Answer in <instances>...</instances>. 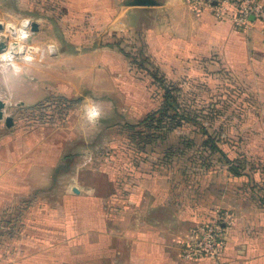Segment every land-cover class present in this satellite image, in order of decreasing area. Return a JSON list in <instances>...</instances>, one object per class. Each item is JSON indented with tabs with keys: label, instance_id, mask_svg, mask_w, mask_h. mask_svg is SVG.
Segmentation results:
<instances>
[{
	"label": "crops",
	"instance_id": "1",
	"mask_svg": "<svg viewBox=\"0 0 264 264\" xmlns=\"http://www.w3.org/2000/svg\"><path fill=\"white\" fill-rule=\"evenodd\" d=\"M126 1L65 0L64 21H38V40L48 49L19 73L22 98L26 105L53 96L80 102L52 124L17 127L14 118L0 134V264H264V205L251 192L264 177L249 170L234 176L218 153L208 166L202 150L171 158L167 144L141 150L125 127L162 103L148 70L176 83L222 67L258 108L244 114L238 151L252 163L264 161L263 25L238 30L187 0ZM80 25L85 31L76 32ZM142 43L147 70L126 55ZM4 77L0 83L9 85ZM91 104L101 110L95 124L84 114ZM210 133L235 159L223 132ZM182 134L177 129L172 138ZM219 206L235 214L220 261L184 260L181 240Z\"/></svg>",
	"mask_w": 264,
	"mask_h": 264
},
{
	"label": "rangeland",
	"instance_id": "2",
	"mask_svg": "<svg viewBox=\"0 0 264 264\" xmlns=\"http://www.w3.org/2000/svg\"><path fill=\"white\" fill-rule=\"evenodd\" d=\"M28 1L30 2L26 5L21 3V0H0V21H2V23L6 25L11 23L16 25V27H20L24 20L30 22L29 37L26 40L17 41L18 43H15V48L20 49L22 47L23 51H13L15 54L13 61L22 68L25 66V63L33 64L36 59H41L43 56V54H41L42 48L48 49V43L46 41L42 42L38 40L37 34L39 30L32 31L31 22L38 23V21L46 19L58 24L64 21L68 14L67 9L64 7L65 0ZM84 27L86 26L80 25L76 26V28L74 27V29H76V32H83L85 31ZM44 31L46 34L50 33V30L46 27H44ZM6 32V29H2L0 34H6ZM46 34L44 37L49 35ZM25 56H31L33 59L30 62H26L24 60ZM150 69L152 68L150 67ZM140 73L146 74L145 72ZM3 74H5L6 77H4ZM7 75H9V78ZM26 75L32 77V79L34 77L33 71L27 72ZM3 77L5 80L11 79V81L9 85L0 83V97L6 102V115H11L16 119L17 127L20 125L23 127L40 123L52 124L54 121L64 117L59 104L54 103L56 102V96H53L47 100V102L38 103L36 105H26L22 98L25 92L24 90H20L17 83L19 74H14L12 72L9 62L0 60V82L3 81ZM155 83L157 87L155 86L154 88V95L157 97V95L160 96L158 92L163 91L159 83ZM175 84L178 87V102L181 104V107L190 110L192 116L199 117L203 122L202 125L208 128L209 132H213L217 129L218 131H222L221 138L225 141L223 144L224 147L231 148L230 145H234L235 150H237L234 156L241 160L245 159L248 162L246 166L247 170L251 171V173L256 172V175L264 177V161L252 163L244 157V153L238 151L242 141V136L240 135L241 128L243 124L246 123L244 122L242 124V120L245 118L244 114L248 112L254 113L258 108L256 110L257 106L252 102L250 104L249 100L254 96L243 88L241 83H238L235 76L225 69H222V67H208L202 70L201 73H192L191 75L187 74L178 77ZM160 106L161 104L159 107ZM200 126L201 124L191 121L186 122L178 129L188 134L192 133L195 128H200ZM9 129L5 120H0V134ZM257 181L261 184V182H264V178L257 179ZM256 190H258L257 187ZM263 194L264 191H261L260 195Z\"/></svg>",
	"mask_w": 264,
	"mask_h": 264
},
{
	"label": "trees",
	"instance_id": "3",
	"mask_svg": "<svg viewBox=\"0 0 264 264\" xmlns=\"http://www.w3.org/2000/svg\"><path fill=\"white\" fill-rule=\"evenodd\" d=\"M138 49L135 54L126 53L132 61L138 64L139 68H146V64L150 63L149 58L145 56L144 48ZM148 73L159 83L162 88L163 101L161 106L156 110L150 112L148 116L137 124H126L125 127L129 133V139L141 150L148 146L153 148L159 145H166V153L171 157L182 154L186 155L191 150H196L198 153L202 150L205 155V165L210 166V162H207L216 153L220 156V162L224 161L230 170V172L238 177L243 175L247 171L248 162L244 159H231L228 155L219 147L217 139L213 136L209 129L202 125V120L197 116H192V112L178 102V87L175 83L170 82L159 69L148 70ZM56 102L59 104L60 109L63 111L70 108L80 102V99L71 100L64 97H55ZM47 102V101H46ZM195 121L201 124L200 128H195L191 134H182L172 138V133L179 127L183 126L186 122ZM195 133V134H193ZM168 141V142H167ZM251 186V184H250ZM256 187L258 190H256ZM264 191V184H253L251 192L253 195L259 197L260 205H264V194L260 195V192Z\"/></svg>",
	"mask_w": 264,
	"mask_h": 264
},
{
	"label": "built area",
	"instance_id": "4",
	"mask_svg": "<svg viewBox=\"0 0 264 264\" xmlns=\"http://www.w3.org/2000/svg\"><path fill=\"white\" fill-rule=\"evenodd\" d=\"M196 10H211L219 21H229L238 30H246L255 22L264 27L263 0H187ZM235 221L234 212L217 207L213 217L192 226L181 240V257L190 262L204 259L219 262L227 248V228Z\"/></svg>",
	"mask_w": 264,
	"mask_h": 264
},
{
	"label": "clouds",
	"instance_id": "5",
	"mask_svg": "<svg viewBox=\"0 0 264 264\" xmlns=\"http://www.w3.org/2000/svg\"><path fill=\"white\" fill-rule=\"evenodd\" d=\"M29 23L30 22L28 20H24L22 22L21 27H16V25H14V24H9V27L15 28V30L17 32V35L15 37V39L17 41H23L29 37L30 33L28 31L24 30V26H27ZM0 58L4 59L5 61H8L10 63L12 72L14 74H19L22 71H24V69L20 65L16 64L13 61L12 56L10 54V51L5 52L3 54H0ZM32 59L33 58L31 56H25L24 57V60L26 62H30ZM84 114H85L87 121L90 124H95L101 118V110L96 104H91V105L86 106L84 109Z\"/></svg>",
	"mask_w": 264,
	"mask_h": 264
},
{
	"label": "water",
	"instance_id": "6",
	"mask_svg": "<svg viewBox=\"0 0 264 264\" xmlns=\"http://www.w3.org/2000/svg\"><path fill=\"white\" fill-rule=\"evenodd\" d=\"M128 6H155L159 5L160 2L158 0H127L125 2ZM32 31H38L39 25L37 22H31ZM6 48V45L0 47V52ZM6 102L0 98V120H5L7 127H10L14 124V117L11 115H6ZM74 192L78 193L79 190L75 187Z\"/></svg>",
	"mask_w": 264,
	"mask_h": 264
},
{
	"label": "bare ground",
	"instance_id": "7",
	"mask_svg": "<svg viewBox=\"0 0 264 264\" xmlns=\"http://www.w3.org/2000/svg\"><path fill=\"white\" fill-rule=\"evenodd\" d=\"M2 29H6L7 32H6V34L5 33L0 34V47L6 45V48L3 49L0 52V54H3L5 52L10 51V54H11L12 59H13L15 57V54L13 51H16V50H18L19 52L23 51L22 47L20 49L15 48V43H18L17 40L15 39L17 32H16L15 28H10L9 24L6 25V24L2 23V21H0V30L2 31ZM24 30L28 31L30 33V23L27 26H24ZM0 60L5 61L2 58H0ZM5 62H8V61H5Z\"/></svg>",
	"mask_w": 264,
	"mask_h": 264
}]
</instances>
